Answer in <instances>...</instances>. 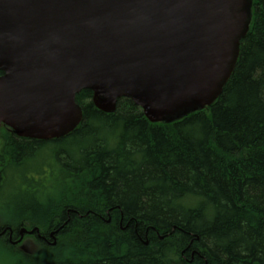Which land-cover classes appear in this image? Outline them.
<instances>
[{"label":"trees","instance_id":"16d2710c","mask_svg":"<svg viewBox=\"0 0 264 264\" xmlns=\"http://www.w3.org/2000/svg\"><path fill=\"white\" fill-rule=\"evenodd\" d=\"M92 97L90 89L77 94L83 119L62 138L0 136V188L21 181L24 195L38 198L33 208L9 202L1 222L25 219L42 234L58 231L36 244L39 255L0 239L12 257L23 264H264V0H254L235 70L210 107L153 123L129 98L107 113ZM44 150L39 164L58 169L47 195L32 176Z\"/></svg>","mask_w":264,"mask_h":264},{"label":"water","instance_id":"95a60500","mask_svg":"<svg viewBox=\"0 0 264 264\" xmlns=\"http://www.w3.org/2000/svg\"><path fill=\"white\" fill-rule=\"evenodd\" d=\"M252 0H0V125L39 140L83 119L76 97L152 122L210 106L235 68Z\"/></svg>","mask_w":264,"mask_h":264},{"label":"rangeland","instance_id":"374dc122","mask_svg":"<svg viewBox=\"0 0 264 264\" xmlns=\"http://www.w3.org/2000/svg\"><path fill=\"white\" fill-rule=\"evenodd\" d=\"M36 157L37 158H35V157L34 158L37 160L35 161V159H34L32 164H33V166L36 165L35 167H37V166L40 167L41 172L37 173L36 172L37 170L34 169V173L33 172H31V173H33L32 176L34 178H36L35 180L37 182H40V185L42 186V188H39L41 193H42L41 195H47V193H49L52 190V187L54 186V180H53L51 175L55 172L57 173L58 169L50 171L51 170L50 166H45V165L39 164L41 162L46 163L45 160L47 159V151L44 150V152H42L39 156H36ZM26 163L27 164H25V166L29 167L31 162L27 161ZM25 166L18 168V171H22V173H23ZM30 166H32V165H30ZM17 174H19V173H17ZM38 178H40V179H38ZM43 187H44V189H46L45 191H44ZM25 189H26V184L21 182V181L18 184H12L10 182L7 184V186H3L2 188H0V214L1 213L6 214V209L5 208L3 209V207H6L9 202L11 204L13 203V204H19V205L20 204H30V202H32V204H36L37 203L36 200H38V198H36V200H35L33 198H30L28 194L24 195L23 192ZM32 204H30L29 206H27V205H24V206L33 208L34 205H32ZM22 222L25 226H27V227L30 226V222H28L27 220L23 219ZM5 238L7 239V237H5ZM41 242L42 241H40V243ZM7 243L10 244L8 241H7ZM32 246H33V244L31 242L29 247L32 248ZM50 246H53V244ZM34 252L36 255H39L42 251L39 250V246L37 245V246H35ZM11 255H12V253L5 246V244L0 243V264H23L21 262L20 258H16L14 256L12 257ZM50 258H53V257H50Z\"/></svg>","mask_w":264,"mask_h":264},{"label":"flooded vegetation","instance_id":"af4514ba","mask_svg":"<svg viewBox=\"0 0 264 264\" xmlns=\"http://www.w3.org/2000/svg\"><path fill=\"white\" fill-rule=\"evenodd\" d=\"M4 133H10L12 135V133L10 131L9 132L7 131L6 127L2 126L0 128V136L1 137L4 136ZM17 138L20 139V137H17ZM0 142L2 143V139L1 138H0ZM1 216H2V213L0 214V217ZM6 222L3 224L1 222V220H0V239L2 241H6V242L8 241L11 245H13L16 249H18L20 251H23L21 249V247H25V245L29 248V245H30L31 242H32L33 246H32L31 249L30 248L29 249L34 251L36 243L40 244V241H42V242H44L46 244H49L53 240L50 237L51 233L46 235V234H42V232L36 231L35 233L32 234V233H29V232L21 231L22 228H26L28 231L31 230V228L29 229L25 225L21 226V224L15 223L14 225L10 226ZM5 237H7V239ZM16 241H18V243H14ZM54 241L57 242V239L54 238Z\"/></svg>","mask_w":264,"mask_h":264},{"label":"bare ground","instance_id":"6f19581e","mask_svg":"<svg viewBox=\"0 0 264 264\" xmlns=\"http://www.w3.org/2000/svg\"><path fill=\"white\" fill-rule=\"evenodd\" d=\"M59 203V202H58ZM27 215V214H26ZM113 216V215H112ZM61 227V226H60ZM21 231H25V232H29V233H35L36 231L40 232V229L38 227H35L33 229H31L30 231H28L26 228H22ZM58 232V231H55V232H52L51 233V236H54V234ZM57 242L54 241L52 244L55 245Z\"/></svg>","mask_w":264,"mask_h":264}]
</instances>
